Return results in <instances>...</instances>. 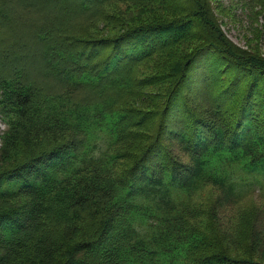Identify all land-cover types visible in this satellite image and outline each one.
Here are the masks:
<instances>
[{
	"label": "trees",
	"instance_id": "1",
	"mask_svg": "<svg viewBox=\"0 0 264 264\" xmlns=\"http://www.w3.org/2000/svg\"><path fill=\"white\" fill-rule=\"evenodd\" d=\"M109 1L0 0V28L26 25L0 37V264H264L254 226L228 242L216 213L254 187L264 198V54L230 42L205 0L88 38ZM117 1L141 18L163 0ZM189 34L203 42L168 63L148 125V110L120 103L146 94L138 65ZM189 82L196 99L171 101ZM206 185L220 191L209 208L195 200ZM243 245L247 257L230 255Z\"/></svg>",
	"mask_w": 264,
	"mask_h": 264
},
{
	"label": "rangeland",
	"instance_id": "2",
	"mask_svg": "<svg viewBox=\"0 0 264 264\" xmlns=\"http://www.w3.org/2000/svg\"><path fill=\"white\" fill-rule=\"evenodd\" d=\"M255 2L256 1L253 0H205L208 7L209 5L213 7V11L219 22L218 25L222 33L230 40V42L246 50H251L252 47L257 48L264 54V10L261 8L262 5L260 6ZM217 5H219L220 8L223 7V10L226 8L227 12H222L223 10L220 11V8L217 7ZM171 6H175V0H163L149 8L146 6L145 11L141 13V18H136L134 14L130 15L126 10L136 13L139 11L137 5L117 0L109 1L100 10L98 16H96V19H98L96 25L91 27V24L85 29V32H87L88 35L90 34L88 38L112 37L123 32L126 27L142 23V20L148 22L157 13H159L160 17L171 19L175 15V8L172 9L170 8ZM121 11H123V14L119 13ZM176 13H178L180 17L185 16V14H180L179 12ZM105 15L107 21L102 19ZM133 17L135 21L131 22L130 19H133ZM16 19L18 22L11 23L5 31L0 28V37L3 36L4 41L11 42V33L18 36L25 32L26 25L21 22L18 16ZM126 20L128 22H125ZM185 40L189 41L180 46H174V44L168 49L158 51L148 59H144L137 68L138 77H142L145 81V85L140 89L146 94L142 96L141 99L130 98L125 104L120 103V106L122 107L123 105L130 106L133 104L134 107H141L146 112L148 110V125H152L153 123L155 125L158 122V120L155 122L156 120L153 118L154 114H158L157 103L169 96L168 87L165 85V80L167 79L166 75L171 72L168 63L174 60L176 61L178 56L181 57L183 53L192 50L203 42V40L200 39L195 40L192 34H189ZM183 47L185 48L183 49ZM207 68L208 71L212 69L208 63ZM153 76H157L158 80H155ZM213 82L216 85L221 83L217 80H214ZM193 85L194 83L192 82L187 83L188 88L186 91H183L181 94L182 97H180L179 94L177 96V86L175 88V97L171 98V101L179 100L181 102L182 100L183 102H186V104H189L192 99H196L195 95H190V86ZM143 100H145V102ZM4 126L5 125L0 121V130H2ZM170 147L173 151L174 159H176L177 162L183 164L189 162L188 153L176 150V146L173 144H171ZM137 148V142H132L126 145L123 143L119 144L115 148V151H127L133 153ZM219 196V190L213 188L212 185H206L195 193V200L197 203L201 204L200 206L209 208L208 206ZM216 213L218 215L217 217L227 230L224 238L228 242L239 243L242 241L244 244V242L249 239L250 230L252 226H254L261 244H264V198L260 197L257 187L251 189L248 196L240 199L236 203L228 202L227 206H223V202L220 201V206H216ZM235 226H237L238 229L233 232ZM244 248L245 246L243 245L241 246L242 250L231 252L230 255L235 258L247 257V255L243 254ZM251 256H249L251 260H257L255 252H253Z\"/></svg>",
	"mask_w": 264,
	"mask_h": 264
}]
</instances>
